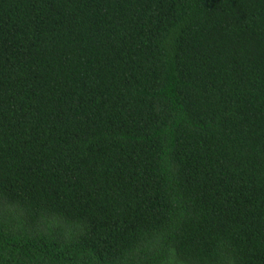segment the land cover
<instances>
[{
	"label": "trees",
	"instance_id": "obj_1",
	"mask_svg": "<svg viewBox=\"0 0 264 264\" xmlns=\"http://www.w3.org/2000/svg\"><path fill=\"white\" fill-rule=\"evenodd\" d=\"M0 264H264V0H0Z\"/></svg>",
	"mask_w": 264,
	"mask_h": 264
}]
</instances>
